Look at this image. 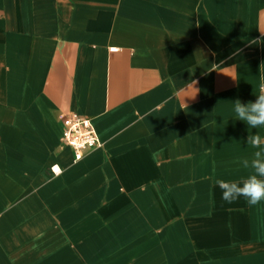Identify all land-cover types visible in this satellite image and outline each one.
<instances>
[{
    "label": "crops",
    "instance_id": "obj_1",
    "mask_svg": "<svg viewBox=\"0 0 264 264\" xmlns=\"http://www.w3.org/2000/svg\"><path fill=\"white\" fill-rule=\"evenodd\" d=\"M262 84L264 0H0V264H264V201L214 186Z\"/></svg>",
    "mask_w": 264,
    "mask_h": 264
},
{
    "label": "clouds",
    "instance_id": "obj_2",
    "mask_svg": "<svg viewBox=\"0 0 264 264\" xmlns=\"http://www.w3.org/2000/svg\"><path fill=\"white\" fill-rule=\"evenodd\" d=\"M233 106L235 119L244 122L250 129L264 127V84L254 101L243 103L236 99ZM246 142L256 151L252 153L251 160L243 158L236 162L249 169V174L240 181L216 180L214 186L219 187L221 199L228 204L243 198L249 206H255L264 201V138L258 133H250Z\"/></svg>",
    "mask_w": 264,
    "mask_h": 264
},
{
    "label": "built area",
    "instance_id": "obj_3",
    "mask_svg": "<svg viewBox=\"0 0 264 264\" xmlns=\"http://www.w3.org/2000/svg\"><path fill=\"white\" fill-rule=\"evenodd\" d=\"M62 142L73 148L76 160L84 157L85 150L102 145L91 118L78 113H69L65 116ZM52 170L55 174L62 171L58 165H54Z\"/></svg>",
    "mask_w": 264,
    "mask_h": 264
}]
</instances>
